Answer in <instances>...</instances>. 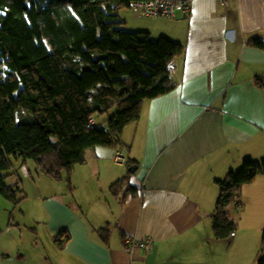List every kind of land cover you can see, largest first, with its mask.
<instances>
[{
  "label": "crops",
  "instance_id": "0c3cea01",
  "mask_svg": "<svg viewBox=\"0 0 264 264\" xmlns=\"http://www.w3.org/2000/svg\"><path fill=\"white\" fill-rule=\"evenodd\" d=\"M161 28L185 47L170 72L176 88L144 102L140 120L124 131L123 149L96 147L74 169L71 185L39 189L34 201L24 197L20 204L39 211H26L35 240L21 227L9 236L0 229V264H242L237 231L218 239L211 219L217 182L264 148V90L255 85L264 79V49L252 46L264 43V0H194L187 18ZM120 151L127 163L115 162ZM29 167L16 165L12 185L26 186ZM124 178L132 191L113 194ZM4 201L0 196L9 212ZM63 231L70 239L59 247L55 237ZM128 236L152 237L156 245L130 253Z\"/></svg>",
  "mask_w": 264,
  "mask_h": 264
},
{
  "label": "trees",
  "instance_id": "16d2710c",
  "mask_svg": "<svg viewBox=\"0 0 264 264\" xmlns=\"http://www.w3.org/2000/svg\"><path fill=\"white\" fill-rule=\"evenodd\" d=\"M138 1L151 0H0L2 198L16 206L25 197L20 181L9 183L17 163L33 161L36 172L71 185L92 149H123L124 131L140 120L144 102L176 88L168 65L183 59L185 47L126 31L119 12ZM252 46L264 49L262 41ZM255 85L264 90V79L257 77ZM261 175L264 161L246 160L217 182L216 238L237 231L228 209ZM124 189L132 191L128 178L111 186L113 194ZM107 233L99 232L105 242ZM69 239L63 231L55 243L61 247ZM255 264H264V230Z\"/></svg>",
  "mask_w": 264,
  "mask_h": 264
},
{
  "label": "rangeland",
  "instance_id": "374dc122",
  "mask_svg": "<svg viewBox=\"0 0 264 264\" xmlns=\"http://www.w3.org/2000/svg\"><path fill=\"white\" fill-rule=\"evenodd\" d=\"M119 16L122 22L125 23L124 29L126 31L149 32L151 38L155 41L159 40L161 37L169 38L163 34L164 32L161 27L165 24H171L170 19L139 17L131 8L121 10ZM255 158L256 163L264 161V148L260 150ZM29 166L32 177L22 179L26 186L24 188L21 186L24 191V196L27 197L29 195V201H34L32 196H37V190L39 189L43 193L49 194L60 188V182H64L65 186L68 184L66 181H53L42 173L36 172L33 161L29 162ZM242 167L243 164L241 168ZM9 183L12 184L14 182H11L10 180ZM5 203L8 204L11 210L6 212V210L3 209L4 206H0V229H2L3 234L19 235L17 228L21 227L24 233L23 237L25 236L26 239L30 238L34 242V234L26 229L31 224L30 216L26 211L28 209L29 212H32L36 204L32 206L28 201L16 206L12 203L10 204V202ZM13 208L16 209L14 214H12L14 210ZM229 209L231 219L237 221V233L241 240L235 252V257L242 264H255L262 252L264 230V175H261L254 184L244 185L242 187L239 204L234 203L230 205ZM20 210H24L27 215L26 219L20 217ZM36 210L39 213L37 206ZM22 244L25 249L24 240L22 241Z\"/></svg>",
  "mask_w": 264,
  "mask_h": 264
},
{
  "label": "built area",
  "instance_id": "2783aa9c",
  "mask_svg": "<svg viewBox=\"0 0 264 264\" xmlns=\"http://www.w3.org/2000/svg\"><path fill=\"white\" fill-rule=\"evenodd\" d=\"M224 5H228V0H220ZM194 0H151V1H138L133 2L131 9L139 17L144 18H165L175 20L180 13L183 17H186L192 9ZM169 71L175 69L174 63L168 65ZM115 162L117 164L127 163L126 158L123 153L117 152L115 155ZM236 233H232L231 237L234 238ZM156 245V240L152 237L145 238L143 240H138L134 237H126L125 249L128 252H134L135 250H144L146 252H151Z\"/></svg>",
  "mask_w": 264,
  "mask_h": 264
}]
</instances>
